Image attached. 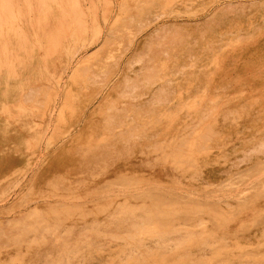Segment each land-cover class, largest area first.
Listing matches in <instances>:
<instances>
[{"label": "rangeland", "instance_id": "rangeland-1", "mask_svg": "<svg viewBox=\"0 0 264 264\" xmlns=\"http://www.w3.org/2000/svg\"><path fill=\"white\" fill-rule=\"evenodd\" d=\"M75 3L84 12L82 27L71 15ZM11 5L15 13L22 15L23 25L16 22L29 37L24 41L11 38V53L10 44L6 55L0 58V62L11 66V73L9 68L2 70V74L11 76L5 81L11 91L0 93V106L9 109V119L14 123L9 137L3 135L0 140V264H52L55 259H61L56 264H127L125 255L135 257L138 264H148V249L129 248L125 244L132 241L112 237L127 235L128 231L117 228L115 223H109L110 228L115 226L111 232L101 229L108 217L118 215L117 207L130 205L139 210L143 203H147L146 207L157 203L154 189L164 192L166 209L178 207V221L169 227L188 228L200 241L198 231L202 227L198 220L204 219V226L209 228L203 233L205 240L214 248L163 247L162 252L158 246L153 247V264H204L198 260L205 257V264H264V170H254L247 181L234 186L231 198L190 199L185 193L200 188L201 195L221 194L220 187L232 179L237 181L238 174H233L238 169L264 161V0H0V16L4 17ZM30 17L34 20L25 24ZM44 19L58 20L45 26L46 35H56L53 41L63 42L70 51L63 48L56 57L57 65L51 67L46 61L43 68L41 59L34 61L31 53L41 52L47 45L49 36L41 41ZM148 43H152L155 53L151 62L155 77L147 88L135 94L130 84L135 72L144 75L139 55ZM77 46L79 52L72 60ZM98 69L101 75L91 74ZM42 73L55 75L49 81L57 90L55 106L53 102L48 104L44 112L41 99L46 98L42 91L27 104H17L16 97L31 86H39L36 78ZM23 75H27V80ZM162 86L165 91L161 97L169 100L150 104L160 95ZM31 120L37 127L21 140L20 129L16 128L28 127ZM186 156L192 159L188 162ZM54 174H60L56 181L61 184H51L56 179ZM50 188H55L54 192ZM89 189L93 193L89 194ZM83 191L89 196L79 195ZM244 193L247 199L236 198ZM48 202L58 209L65 203L69 215L61 219L50 217L63 225L58 237H67L54 241L43 232L23 234L24 242L12 246L7 233L11 234V225L21 223L8 226V222L15 219L19 210L29 211ZM213 220L222 225L217 227ZM87 228L93 230L85 235ZM179 233L169 236L183 244L184 239L179 237L184 233ZM65 241L68 243L63 244ZM77 243L80 246L72 247ZM198 251H205V257ZM139 253L144 256H137Z\"/></svg>", "mask_w": 264, "mask_h": 264}, {"label": "bare ground", "instance_id": "bare-ground-1", "mask_svg": "<svg viewBox=\"0 0 264 264\" xmlns=\"http://www.w3.org/2000/svg\"><path fill=\"white\" fill-rule=\"evenodd\" d=\"M28 1V0H27ZM30 1V0H29ZM50 1V0H49ZM5 2V1H4ZM37 4V3H36ZM30 5V4H29ZM31 8V7H30ZM29 9V8H28ZM42 9V8H41ZM43 10V9H42ZM47 10H49V9H47ZM44 11V10H43ZM42 11V12H43ZM72 14L71 15H74V16H76L77 17V22L79 23V25H80V27H82V23H85L84 22V12H82L81 11V8L79 7V4L78 3H75L74 5H73V7H72ZM263 12H264V10H263ZM148 13H150V12H148ZM172 13V12H171ZM22 14V13H21ZM213 14H215V13H213ZM38 15H41V13H38ZM48 15H51V16H53V13H49ZM29 17V16H28ZM33 17V16H32ZM50 18H52V17H50ZM34 19L33 18H26V20H25V24H26V22H29V25L31 24V22L33 21ZM41 20V19H40ZM171 20V19H170ZM16 21H20L21 23H22V25H23V19H22V15H19L18 13H15V11L13 10V7H12V5L10 6V7H8L7 8V12L5 13V15H4V17H2V16H0V46L1 47H3V50L2 51H0V58L2 57V56H4V55H6V53H7V51L9 50V45H10V53H11V51H12V49H13V47H12V41L10 40L11 38H15V41L18 39V38H23V41H24V38H26V37H29L28 35H27V32L24 30L23 31V29L22 28H20V24L19 23H17ZM57 21L58 20H53V19H51V21L49 20V19H44V21L42 22V25H43V35H44V38L43 39H41V41L42 40H44V42L47 40L48 42H47V45L45 46V47H43L42 45H44V43L42 42V44H41V46L43 47V48H41V52H40V50L37 52V51H35V52H32L33 50H34V47H33V50L31 49V51L30 52H32L31 53V55H33V58H34V61H35V59H36V61L38 60V58L39 59H41V61H42V65H43V68H44V65H45V62L47 61V62H49L50 64V66L52 67V66H54V65H57V63L59 62V60L56 58L60 53H62V49L64 48V49H66V51H67V47L65 46V44H64V46H63V42L61 43L60 41L58 42L57 40V42L55 43L53 40H54V38H55V36L53 37L52 36V34H47L46 35V30H45V26H51L50 24H53V23H57ZM163 21V20H162ZM158 24V23H157ZM155 26V25H154ZM164 26V25H163ZM158 27H160V26H158ZM21 29V30H20ZM82 29V28H81ZM80 29V30H81ZM162 29V28H161ZM160 29V30H161ZM50 33H51V31L52 30H50V29H47ZM58 30H61V29H58ZM58 30H57V32H58ZM160 30H159V32H160ZM78 31V29H76L73 33L75 34V32H77ZM105 31V30H104ZM158 31V30H157ZM95 33V32H94ZM80 34V33H79ZM101 34V32H99V34L96 36V37H98L99 35ZM45 35H46V37L47 36H49V37H47V39L45 40ZM68 36V35H67ZM75 36V35H74ZM106 36V35H105ZM136 36H137V34H136ZM175 36V35H174ZM252 36H253V34H252ZM78 37V36H77ZM95 37V38H96ZM111 37V36H110ZM117 37V36H116ZM124 37V36H123ZM131 37V36H130ZM238 37L240 38V35H238ZM237 37V39H239ZM126 38V37H125ZM132 38V37H131ZM235 38V37H234ZM245 38H248V37H245ZM250 38V37H249ZM121 39H122V37H121ZM166 39V38H165ZM242 39V38H241ZM240 39V40H241ZM252 39V38H251ZM59 40H61V38H59ZM163 40V39H162ZM254 40V39H253ZM85 41V40H84ZM107 41V40H106ZM105 41V42H106ZM136 41V40H135ZM154 41V40H153ZM237 41V40H236ZM86 42V41H85ZM19 43V42H18ZM23 43V42H22ZM97 43V42H96ZM72 44V43H71ZM82 44V43H81ZM144 44V43H143ZM34 45V44H33ZM37 45V44H36ZM40 45V44H39ZM103 45V44H102ZM106 45V44H105ZM105 45H103V46H105ZM116 45V44H115ZM118 45H120V43L118 44ZM146 46H145V50L139 55V61L141 60L142 62H143V64H144V75H143V77H142V75L141 74H139L138 72H135V74H136V76L135 77H133L132 78V82H131V84H130V86H131V88L135 91V94L137 93V91H139L140 89H145V88H147V85L150 83V80H152V78L153 77H155V75L153 76V74H154V71H153V67L151 66V62H152V60L154 59V57H155V53L152 51V43H148V44H145ZM160 45V44H159ZM79 46H81L82 47V45H79ZM79 46H77L76 48H75V50H74V52L71 54V58H72V60L74 59V57L75 56H77V52H79L78 50H77V48L79 47ZM84 46V45H83ZM131 46H133V45H131ZM20 47V46H19ZM18 47V48H19ZM22 47H23V45H22ZM21 47V48H22ZM75 47V46H74ZM81 47L79 48L80 49V51H81ZM115 47V46H114ZM116 47H117V45H116ZM121 47V46H120ZM129 47V46H128ZM20 48V49H21ZM36 48V47H35ZM108 48V47H107ZM113 48V47H112ZM116 49V48H115ZM121 49V48H120ZM125 49H127V48H125ZM125 49H124V51H125ZM154 49V48H153ZM157 49V48H156ZM22 50V49H21ZM114 50V49H113ZM129 50V49H128ZM68 51H70V49L68 50ZM67 51V52H68ZM97 51V50H96ZM115 51V50H114ZM122 51V50H121ZM157 51V50H156ZM204 51V50H203ZM64 52V51H63ZM119 52V51H118ZM90 53V52H89ZM164 53V52H163ZM103 54V53H102ZM101 54V55H102ZM117 54V53H116ZM100 55V54H99ZM106 55V54H105ZM115 55V54H114ZM17 56V55H16ZM107 56V55H106ZM36 57V58H35ZM132 57H134V55L132 56ZM70 58V59H71ZM87 58V57H86ZM110 58H112V56L111 57H109V59ZM122 58H123V56H122ZM47 59V60H46ZM15 60V59H14ZM69 60V59H68ZM79 60H80V58H79ZM82 60V59H81ZM80 60V61H81ZM113 60V59H112ZM33 60L32 59H30L29 60V62H32ZM110 61H111V59H110ZM110 61H108V62H110ZM99 62V61H98ZM155 62V61H154ZM75 63V62H74ZM73 63V64H74ZM81 63V62H80ZM100 63V62H99ZM98 63V64H99ZM78 64V63H77ZM109 64V63H108ZM128 64H130V62L128 63ZM127 64V65H128ZM156 64H158V63H156ZM10 65H11V63H10ZM20 65H21V67H22V65H24V61L22 62L21 61V63H20ZM79 65V64H78ZM105 65V64H104ZM107 65V64H106ZM106 65H105V67H106ZM131 65H133V64H131ZM73 66V65H72ZM130 67V66H129ZM5 68H9L8 70V73L10 72L11 73V66H9V64L8 63H6V62H0V93H3V92H10L11 90H9L8 88H7V84H6V82L5 81H7V80H10V78H11V76H9V75H5V74H2V70L3 69H5ZM46 68V67H45ZM88 68V67H87ZM132 67H130V69H131ZM50 69V67H48V70ZM100 69H101V67H100ZM103 69V68H102ZM114 69H117V68H114ZM89 70V68L87 69V71ZM120 70V69H119ZM140 70L142 71V69L140 68ZM162 70H163V68H161L159 71H161L162 72ZM85 71V70H84ZM68 72H69V70H68ZM71 72V71H70ZM93 73H91V74H94V76L96 75V76H99V74L101 75V72L99 71V69L98 70H93L92 71ZM86 73V72H85ZM112 73V72H111ZM138 74V75H137ZM126 75H128V74H126ZM55 75H52V74H48V75H46V74H38V78H36V80L38 81L37 83L39 84V86H35V87H33V86H31L30 88H29V90L26 92V93H22V94H20L21 96L20 97H16L15 99H14V101L18 104L19 102H23L24 104H27L28 103V101H29V99L32 97V96H35L37 93H38V91H42L41 93V95H45V98L46 99H41V101H42V105H44V107H45V109H44V112L46 111V109H47V107H49L48 106V104L49 105H51L52 104V102H53V105L55 106V102H54V100H55V97H56V89H54L53 88V84L51 83V82H49V81H52L53 80V77H54ZM68 76V75H67ZM125 77V76H124ZM127 77V76H126ZM23 78L25 79V80H27V75H23ZM58 78H63V76H59ZM97 78V77H96ZM130 78V77H129ZM157 78H159V77H157ZM67 79V78H66ZM76 78L74 77L73 79H71V81L72 82H74V80H75ZM123 79H125V78H123ZM143 79V80H142ZM65 80V79H64ZM96 80V79H95ZM158 80V79H157ZM160 80V79H159ZM17 81V80H16ZM66 81V80H65ZM86 81V80H85ZM123 80H121V82H122ZM130 81V80H129ZM142 81V82H141ZM94 82V81H93ZM105 82H106V79H105ZM124 82H125V80H124ZM127 82V81H126ZM156 82V81H155ZM102 83V82H101ZM123 83V82H122ZM164 83V82H163ZM66 84V83H65ZM64 84V85H65ZM110 84V83H109ZM120 84V83H119ZM124 84V83H123ZM154 84V83H153ZM24 85V84H23ZM35 85V84H34ZM56 85H57V88L59 89L60 87H61V84H60V82H57L56 83ZM63 85V84H62ZM122 85V84H121ZM155 85V84H154ZM110 86V85H109ZM125 86V85H124ZM129 86V85H128ZM93 87V86H92ZM64 88V87H63ZM88 88V87H87ZM94 88V87H93ZM106 88V87H105ZM127 88V87H126ZM162 88H163V86H162ZM96 90H97V87L95 88ZM59 90H61V88L59 89ZM132 90V91H133ZM164 90V88L163 89H161L160 91H159V93H160V95L158 96V97H156V98H153V100L150 102V104H153V105H159V104H161V103H163V102H166L167 100H169V98L167 97V98H163V97H161V95H162V92H164L163 91ZM43 91H45L46 93H44L43 94ZM120 90H118L117 92H119ZM126 91H128V90H126ZM125 91V92H126ZM130 91V90H129ZM131 91V92H132ZM116 92V91H115ZM114 92V93H115ZM134 93V92H133ZM18 94V93H17ZM61 94V93H60ZM69 94V93H68ZM105 94V93H104ZM127 94H128V92H127ZM40 96V95H39ZM60 96V95H59ZM65 96V95H64ZM123 96H124V94H123ZM132 95L130 94V97H131ZM99 97V96H98ZM138 97V96H137ZM133 98V97H132ZM136 98V97H135ZM140 98V97H139ZM39 99V98H38ZM47 99H49L50 101L48 102V100ZM66 99V98H65ZM131 99V98H130ZM32 100V99H31ZM47 100V101H46ZM101 100V99H100ZM76 101V100H75ZM97 101V100H96ZM33 102V101H32ZM35 102V101H34ZM58 102V101H57ZM56 102V103H57ZM105 102H107L106 100H105ZM1 103V102H0ZM59 103V102H58ZM57 103V104H58ZM98 103V102H97ZM116 103V102H115ZM120 103V102H119ZM121 104V103H120ZM56 106H58V105H56ZM118 106H122V105H118ZM19 107V106H18ZM122 107H124V106H122ZM127 107H129V106H127ZM3 107L2 106H0V140H1V138H3V135H5L7 138L9 137V135H10V133L13 131V128H12V124H13V126H14V123H12L11 122V117H10V119H9V113H8V111H9V109L8 108H6L5 110H4V108L2 109ZM132 108H133V106H132ZM20 109V108H19ZM141 109V108H140ZM139 109V110H140ZM55 110V109H54ZM59 110V109H58ZM148 110H156L155 108H149ZM22 111V110H21ZM90 111V110H89ZM87 113H89L88 111H86ZM139 112V111H138ZM17 113V112H16ZM40 113V112H39ZM58 113V112H57ZM30 114V116H32V111L29 113ZM41 114V113H40ZM138 114V113H137ZM154 114V113H153ZM57 115V114H56ZM86 115V114H85ZM23 116V115H22ZM87 116V115H86ZM139 116V115H138ZM141 116V115H140ZM54 117V116H53ZM25 119H26V117H24ZM92 118V117H91ZM54 119V118H53ZM50 120H51V118H50ZM32 121V120H31ZM30 121V123L28 124V127H25V128H21V126H19V127H17L16 129H20V131H18V134H19V136H21V140H25V138H24V136H26V135H28V133H30V132H32V130H34V127H37V125H36V122L33 120L32 122ZM12 123V124H11ZM50 123V122H49ZM48 126V125H47ZM45 127V126H44ZM47 128V127H46ZM51 128V127H50ZM141 129V128H140ZM139 129V130H140ZM144 130V129H143ZM181 130V129H180ZM100 131H102V130H100ZM137 131V130H136ZM140 131H142V129L140 130ZM135 133V132H134ZM137 133H138V131H137ZM81 134V133H80ZM139 134V133H138ZM137 134V135H138ZM137 135H134V136H137ZM142 135V134H141ZM140 135V136H141ZM88 136V135H87ZM139 137V136H138ZM23 138V139H22ZM47 138V137H46ZM27 141H30V140H27ZM79 142H80V140H79ZM21 143H23V141H21ZM28 143V142H27ZM33 143V142H32ZM263 144V143H262ZM27 148H30L29 147V145L28 146H26ZM46 149V148H45ZM71 149H72V147H71ZM257 149H261V147L259 148V147H256V150ZM41 153V152H40ZM40 155V154H39ZM41 156V155H40ZM42 157V156H41ZM111 157V156H110ZM46 158V157H45ZM112 158V157H111ZM110 158V159H111ZM182 158V157H181ZM185 158V160L186 161H188L189 162V160L190 159H192V157H190V156H186V157H184ZM104 159H106V158H104ZM106 161H107V159H106ZM193 161V160H192ZM191 161V162H192ZM246 161H248L249 162V160L247 159ZM245 161V162H246ZM185 162V161H184ZM98 163V162H97ZM186 163V162H185ZM235 164V163H234ZM85 165V164H84ZM97 165V164H96ZM195 165V164H194ZM237 166H238V163L236 164ZM87 166V168H91V166H88V165H86ZM240 166V165H239ZM248 167V166H247ZM233 168H234V166H233ZM236 168H238V167H235L234 169H236ZM264 170V161H261V162H258L256 165H252V163H251V165L248 167V168H244L243 170H240V171H238L237 170V172L236 173H234L233 175H235V174H238V178H237V181H234V179H232L231 181H229V183H227V184H224V187H220V193L221 194H210V195H207V194H200V191H199V189L197 188L196 190H189V191H185V193H186V195H187V197L186 198H194V197H199V198H208L209 200L210 199H217V201L218 200H222L223 198H231V197H233L232 196V191H231V189L234 187V186H237V185H240V184H243L245 181H247L249 178V176H250V174L254 171V170ZM104 170V169H103ZM231 172V171H230ZM232 173V172H231ZM195 174V173H194ZM229 174V173H228ZM60 175V174H59ZM59 175H57V176H59ZM39 176V175H38ZM54 176H55V174H54ZM57 176H55L56 177V179H55V177H54V179H51V180H54V182H52L51 180V184L53 185H55L56 186V183H57V185L60 183L61 184V182H57L56 180H59V179H57ZM195 176H196V174H195ZM229 176V175H228ZM59 177H61V176H59ZM64 177V176H63ZM198 177V176H197ZM126 178V177H125ZM228 178V177H227ZM230 178H232V177H230ZM63 179H65V177L63 178ZM49 180V179H48ZM67 180V179H66ZM78 180V179H77ZM63 181H65V180H63ZM70 181H72V179L70 180ZM48 183V182H47ZM67 183H69L70 184V182H67ZM66 183V184H67ZM78 183V182H77ZM49 184V183H48ZM48 184H47V186H48ZM68 184V185H69ZM51 185V186H52ZM72 185V184H71ZM217 185V184H216ZM122 186V185H121ZM215 186V185H214ZM219 186V185H218ZM46 187V186H45ZM54 187V186H53ZM60 187H62V186H60ZM60 187H58L59 189H63V188H60ZM130 187H131V185H130ZM136 187V186H135ZM217 187V186H216ZM46 188H48V187H46ZM52 188V187H51ZM50 188V190H51V192L55 189H51ZM141 188V187H140ZM59 189H58V191H59ZM65 189V188H64ZM63 189V190H64ZM123 189V188H122ZM151 189H152V187H151ZM192 189V188H191ZM254 190H258V188H253ZM47 190H49V189H47ZM49 190V191H50ZM68 190V189H67ZM85 190V189H84ZM116 190V189H115ZM147 190V189H146ZM145 190V192H148V191H146ZM250 190V189H249ZM251 190H252V188H251ZM48 191V192H49ZM61 191V190H60ZM66 191V190H65ZM141 191V190H140ZM150 191V190H149ZM152 191V190H151ZM154 191V194H155V197L158 199L157 200V203H155V204H152L153 205V207H151V206H148V207H146L145 205L147 204V203H145V205H144V203L141 205V207L139 206L138 207V209L139 210H137L136 208H135V206L132 208L130 205H125V206H123V207H120V208H118L117 207V209H115L117 212H118V215H116L115 213L114 214H112L113 216H112V218H110V217H108V214H107V217L109 218H107L108 219V221H106V224H105V226H104V228L103 229H101V231H104V232H111L114 228H115V226L113 227V226H111V228H110V224L109 223H115L114 225H116L117 226V228H119L120 227V229H121V227L123 228V231H125L126 233H127V231L129 232L127 235L125 234L124 236H117V235H115L114 236V234L112 235V237H114V238H120V239H123L125 242L127 241L128 242V240H130V242L132 241L133 243H135V242H139L137 245L136 244H133V243H126L125 245L126 246H128L129 248H136V247H144V248H146V249H148V252H147V254H149L150 255V257L151 258H149V262H147L148 264H153L154 262H153V260H152V254H154L153 253V251H152V249H153V247H159V248H163V247H172L173 249L174 248H177V247H185V248H187V247H189V246H195V247H199V249H200V247H201V249H203V248H206V250H207V248H209V249H213L214 248V245H212V244H210V243H208L207 242V240H205V238H207L206 237V234H203L204 232H206V231H208V227L207 226H204V223H206L205 222V220L204 219H200L199 218V220H198V222H199V226H201L202 228H201V231H198V233H199V236H201V240L200 241H197L198 239L196 238V236L194 235V233H193V231H191L190 229H185V228H174L175 226H172V227H169L170 225H172V222L173 221H178L177 220V218L178 217H176L179 213H178V211L176 210L178 207H174V208H168V209H166L165 207H164V203H165V201H164V196H163V193L164 192H161V191H159V190H157V189H154L153 190ZM54 192V191H53ZM64 192V191H63ZM62 192V194H64V193H66V192H64L63 193ZM84 192V194H79V195H84V196H89L85 191H83ZM106 192V191H105ZM184 192V191H183ZM61 193V192H60ZM60 193L58 194V195H60ZM67 193H71L70 191L68 192L67 191ZM91 193H93V191H92V189H89V194H91ZM53 194V193H52ZM246 193H244V194H242V195H240V196H238V197H236V198H238V199H241V200H245V199H247L248 198V196L247 195H245ZM183 195V194H182ZM48 196V195H47ZM68 197H69V195H67ZM135 196H137V195H135ZM145 196V195H144ZM257 197H259V195H256ZM37 197V196H36ZM55 197H56V195H55ZM61 197V196H60ZM65 197V196H64ZM139 197V196H138ZM150 197V196H149ZM35 198V197H34ZM52 198V197H51ZM59 198V197H58ZM62 198V197H61ZM148 198V197H147ZM252 198V197H251ZM131 199V198H130ZM140 199V198H139ZM34 200H36V199H34ZM33 199L31 200V201H34ZM146 200H148V199H146ZM152 200V199H151ZM149 201V200H148ZM146 202V201H145ZM226 202V201H225ZM36 203V202H35ZM40 203V202H39ZM128 203V202H127ZM67 204V203H66ZM131 204V203H130ZM134 204V203H133ZM59 205V204H58ZM68 205V204H67ZM135 205V204H134ZM138 205H140V204H138ZM144 205V206H143ZM66 205H65V203L62 205V209H58V207H57V205L56 204H53V203H46V204H44V205H37V206H35L34 208H31L29 211L28 210H19L18 211V213L15 215V219H12V220H10L8 223V226H10V224H12V223H14V222H16V223H21V224H16L15 226H13V225H11L10 226V228H11V234H10V232L9 233H7V235H11V236H9V242L10 243H12L13 245L12 246H19V243H21L22 244V242H24V241H22L23 240V238H24V236L27 234H30V233H46V237L49 239H53L54 241L55 240H57V239H60V240H63L65 237H67V236H61V237H58V233L59 232H61V229L63 228V225L62 224H58V223H56V222H53L54 221V219H51V217L50 216H53V218H55V219H61V218H65L67 215H69L68 214V209L65 207ZM137 206V205H136ZM31 207H33V206H31ZM113 210V209H112ZM114 211V210H113ZM109 212V211H108ZM110 212H112V211H110ZM115 212V211H114ZM210 212V211H209ZM213 213V211L211 212V214ZM110 214V215H111ZM214 215H218V213H214ZM106 217V216H105ZM173 217H176V218H174L173 219ZM106 218H104L103 220H105ZM9 220V219H8ZM8 220H6V221H8ZM213 222V224L214 225H216L217 227H220L221 225H222V222H220V221H218V220H213L212 221ZM102 223H103V221H102ZM101 223V224H102ZM131 224L132 226L131 227H124V225L125 224ZM180 223V222H179ZM1 224H2V222H1ZM0 224V225H1ZM99 225H100V223H99ZM3 226V224L1 225V227ZM99 228V227H98ZM159 229V230H158ZM93 229L91 228V229H89V228H87V229H85V235H88V232L90 233L91 231H92ZM115 230V229H114ZM2 232V230L0 229V233ZM64 232V231H63ZM98 232H100V231H98ZM173 232H182V234L184 233V235L182 236V237H179V236H177V237H179V238H183L184 239V243L183 244H180V243H177L176 242V240L174 239V238H176L175 236H174V238L173 237H171V236H169V234L171 235ZM179 233V234H180ZM23 234H24V236H23ZM98 234H100L101 235V232L100 233H98ZM181 234V235H182ZM1 235H2V233H1ZM0 235V236H1ZM31 235V234H30ZM107 235V234H106ZM110 235V234H109ZM176 235V234H175ZM180 235V236H181ZM37 236V235H36ZM60 236V235H59ZM84 236V235H83ZM94 236H96V235H94ZM99 236V235H98ZM28 237V236H27ZM29 237H31V236H29ZM85 238H90L89 236H84ZM103 237V236H102ZM2 238V237H1ZM37 238V237H36ZM113 238V239H114ZM175 240V242L176 243H174V241H173V239ZM7 239V238H6ZM67 239H69V238H67ZM120 239H119V241H120ZM172 239V242L174 243H169V241ZM178 239V238H177ZM183 239H182V241H183ZM89 240V239H88ZM181 240V239H180ZM21 241V242H20ZM70 241V240H69ZM92 241V240H91ZM115 241V240H114ZM81 242V241H80ZM4 243V242H3ZM66 243H68L67 241H65V242H63V244H66ZM70 243V242H69ZM90 243H92V242H90ZM90 243H88V244H86L85 243V245H87V246H90L89 244ZM94 243V242H93ZM116 243V242H115ZM155 243V244H154ZM106 244V243H105ZM119 244V243H118ZM129 244H131V245H129ZM54 245V244H53ZM92 245V244H91ZM102 245V244H101ZM69 246V245H68ZM67 246V247H68ZM77 246H80V244H74L72 247H77ZM114 246V245H113ZM118 246V245H117ZM64 247V246H63ZM71 247V246H70ZM70 247H68V248H70ZM92 247V246H91ZM96 247V246H95ZM101 247H103V246H101ZM100 247V248H101ZM115 247H116V245H115ZM125 247V246H124ZM127 247V248H128ZM194 247V248H195ZM9 248V247H8ZM11 249H12V247H10ZM66 248V247H65ZM99 248V249H100ZM194 248H191V249H193L194 250ZM14 249H15V247H14ZM27 249H28V247H27ZM67 249V248H66ZM132 249V250H133ZM63 250H64V248H63ZM118 250V249H117ZM137 250V249H136ZM145 250V249H144ZM188 250H190L189 248H188ZM205 250V251H206ZM61 251H62V249H61ZM60 251V252H61ZM70 251H72V250H70ZM118 251H120V250H118ZM123 251V250H122ZM124 251H127L126 249L124 250ZM156 251V250H155ZM162 252H163V249L161 250ZM168 251V250H167ZM205 251H204V253L203 254H201V251H198V252H200L199 254L200 255H205ZM46 252V251H45ZM48 252V251H47ZM59 252V253H60ZM74 251H72V253H73ZM136 252V251H135ZM135 252H133V253H135ZM198 252H196L197 254H198ZM226 252V251H225ZM16 253H18V252H16ZM69 253V252H68ZM71 253V254H72ZM94 253V252H93ZM120 253V252H119ZM161 253V252H160ZM165 253V252H164ZM168 253V252H167ZM166 253V254H167ZM175 253V252H174ZM189 253V252H188ZM194 253V252H193ZM77 254V253H76ZM103 254H105V252L104 253H102V255ZM125 254H126V252H125ZM140 254L141 255H143L144 256V254H142V253H139V255H137V256H139L140 257ZM191 254V253H190ZM195 254V253H194ZM193 254V255H194ZM11 255V254H10ZM27 255H29L28 253H27ZM39 255V254H38ZM49 255V254H48ZM73 255H75V254H73ZM91 255V254H90ZM96 255V254H95ZM130 255V254H129ZM159 255V254H158ZM161 255H162V253H161ZM165 255V254H164ZM199 255V256H200ZM50 256L51 255H49V257L48 258H50ZM62 256V255H61ZM82 256V255H81ZM124 256V254L123 255H121V257H123ZM147 256V255H146ZM173 256V255H172ZM198 256V255H197ZM31 257H33V255L31 256ZM31 257H30V259H31ZM71 257H73V256H71ZM88 257V256H87ZM125 257V263H127V264H138L137 263V259H135V257H130V256H128V255H125L124 256ZM158 257V256H157ZM202 257V256H201ZM200 257V258H201ZM205 257V256H204ZM46 258H47V256H46ZM56 258H58V257H56ZM67 258H69V257H67ZM73 258H75V257H73ZM92 258V257H91ZM90 258V259H91ZM130 258H133V261H129L130 260ZM144 258V257H143ZM198 258V257H197ZM44 259V258H43ZM62 259H64V257L62 258ZM71 259V258H70ZM70 259H68L67 261H69ZM81 259H83L82 257H81ZM89 259V260H90ZM93 259H96L95 258V256H94V258ZM103 259H104V257H103ZM106 259V258H105ZM104 259V260H105ZM113 259V258H112ZM116 259V258H115ZM33 260V259H32ZM59 259H55V260H52L51 262H52V264H56L57 263V261H58ZM61 260V259H60ZM59 260V261H60ZM80 260V259H79ZM85 260V259H84ZM122 260V259H121ZM143 260V263H145V259H142ZM167 260H169V259H167ZM44 262H45V260H43ZM81 261V260H80ZM88 261V260H87ZM92 261V259L90 260V262ZM103 261V260H102ZM200 263H207V258L205 257V258H203V259H201V260H198ZM31 262V261H30ZM61 262V261H60ZM59 262V263H60ZM64 262V261H63ZM96 262H97V259H96ZM99 262H100V260H99ZM99 262H97V263H99ZM105 261H103V263H104ZM116 262L117 261H115V263L114 264H116ZM124 262V261H123ZM153 262V263H152ZM32 263H33V261H32ZM48 263V262H47ZM81 263V262H80ZM106 263V262H105ZM122 263V262H121ZM79 264V263H78ZM82 264H84V262L82 263Z\"/></svg>", "mask_w": 264, "mask_h": 264}]
</instances>
